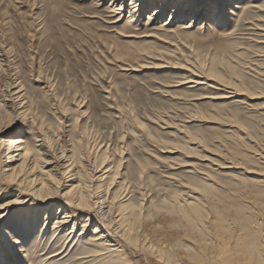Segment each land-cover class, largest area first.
I'll return each mask as SVG.
<instances>
[{"label": "rangeland", "instance_id": "374dc122", "mask_svg": "<svg viewBox=\"0 0 264 264\" xmlns=\"http://www.w3.org/2000/svg\"><path fill=\"white\" fill-rule=\"evenodd\" d=\"M158 1L148 0L128 23L131 0H124L118 21L110 0H0V120L10 124L0 139L17 132L34 149L35 132L28 130L34 122L50 129L48 154L62 139L73 152L82 143L92 159L117 173L127 205L148 221L176 218L177 204L207 197L208 207L249 214L264 230V159L257 160L264 154V36L249 23L259 14L240 11L224 24L201 27L216 0H190L197 8L211 5L210 18H199L193 28L181 22L191 15L164 25L173 0L162 17L147 23ZM194 69L202 72L198 80ZM220 80L238 94L212 99L224 95ZM12 90L17 106L29 109L25 119L13 111ZM11 189L0 186L4 202L15 197ZM238 204L245 205L242 212ZM252 207L263 214L255 216ZM7 222L6 232L15 224L12 216ZM185 225L169 229L187 232ZM32 242V248L5 243L7 264L72 258L51 259L56 250L50 241ZM40 252L47 253L40 258L45 262L25 258ZM133 256L138 264H166L145 252Z\"/></svg>", "mask_w": 264, "mask_h": 264}, {"label": "bare ground", "instance_id": "6f19581e", "mask_svg": "<svg viewBox=\"0 0 264 264\" xmlns=\"http://www.w3.org/2000/svg\"><path fill=\"white\" fill-rule=\"evenodd\" d=\"M147 1L129 2L135 5L127 15L128 23L135 22L139 11L144 8ZM172 1L159 0L158 7L145 15L147 23L162 17ZM125 6L124 0H110V12L117 16L116 21L124 17ZM212 6H216L213 16L211 19L200 20L198 24L201 27L209 23L224 24L226 20L235 19L238 12L253 9L259 15L249 22L250 27L261 33L260 36H264V16L260 15L264 14V1L249 0L243 3L239 0H216ZM212 6L202 9L197 8L190 0H177L169 19L163 23L170 25L177 19L184 20L191 15L190 19L181 22L183 28H193L199 18L209 17ZM225 7L228 9L224 11ZM258 22L262 23L258 24ZM148 36L154 35L148 34ZM187 70L191 71L189 68ZM194 70L193 74L197 77L195 80H198L202 72ZM217 83H222L217 85L225 89L224 95L211 96L212 99L228 98L238 94L235 87L223 80ZM11 96L16 109L13 111H18V114L24 118L29 109L24 110L21 102L17 106L16 90H12ZM5 113L9 112L5 111ZM9 126V123L3 124L0 120V136L9 132ZM28 130L35 132L34 149H30L23 136L17 132L0 139V186L4 185L16 191L15 197L10 201H15L17 204L10 207H17L19 204L35 206V210L23 218L12 216L15 224L11 227L17 233L13 239L14 244L23 248L27 246L32 248V241L42 243L47 239L56 250L51 255V259L61 256L59 260L62 261L66 256L72 255V258L66 259L63 264H138L133 259L136 252L148 253L158 263L166 264H264V230L254 225L255 221H252L249 214H237L236 217L228 213V208L217 211L208 207L207 197L205 199L201 197L202 202L196 201L193 197V201L177 204L179 209L176 211L174 209L176 218L169 215L171 218L164 217L161 218L162 221L157 217L154 221H148L149 218L143 217L144 213L135 214L133 208L127 205V194H123L117 187L119 183L116 180L117 173L112 172L110 166H105L104 161L97 163L92 159L91 150L84 148L82 143L78 147L79 150L73 152L65 147L70 145V143L66 144L69 140L62 139L63 136L58 134L56 137L58 140L61 138L62 142L57 150L48 154L45 138L46 134L51 133L50 129L44 127L43 131L31 122ZM257 156V160L264 159L263 153H258ZM237 206V210L242 212L245 205ZM256 210L252 207L255 216L263 214L260 210ZM181 221H185L188 226L181 229L187 228L191 233H187V230V232L181 230L182 232L179 233L176 231L179 228L174 230L175 232L169 229L171 224ZM4 224L7 225L6 232L9 227L7 219L4 220ZM78 225L81 229L76 232ZM31 237L34 240L30 241ZM180 241L183 243L179 244ZM58 243L61 244L59 249L58 246L55 247ZM41 252L39 255L27 254L25 258L32 260L33 263L37 259L45 262V259L40 258L47 253L41 254ZM4 255H6L5 247L0 249V261L2 264H7ZM57 263L59 262L50 261V264Z\"/></svg>", "mask_w": 264, "mask_h": 264}, {"label": "snow or ice", "instance_id": "6c2138e0", "mask_svg": "<svg viewBox=\"0 0 264 264\" xmlns=\"http://www.w3.org/2000/svg\"><path fill=\"white\" fill-rule=\"evenodd\" d=\"M133 2H135V0H133ZM4 199L3 196H0V249L3 248L5 243L11 244L13 248H16L18 245L13 243V239L17 233L14 229H9L8 232H5L7 225L4 224V220L8 219L9 215L15 218H23L27 214L33 212L35 206L28 207L25 204H19L17 207H10V205L17 204V202L9 200L8 203H5ZM6 209L7 214H5ZM0 264H2V261H0Z\"/></svg>", "mask_w": 264, "mask_h": 264}]
</instances>
